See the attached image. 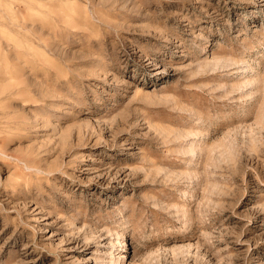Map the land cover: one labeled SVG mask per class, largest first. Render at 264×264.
Wrapping results in <instances>:
<instances>
[{
  "label": "rangeland",
  "instance_id": "374dc122",
  "mask_svg": "<svg viewBox=\"0 0 264 264\" xmlns=\"http://www.w3.org/2000/svg\"><path fill=\"white\" fill-rule=\"evenodd\" d=\"M0 264H264V0H0Z\"/></svg>",
  "mask_w": 264,
  "mask_h": 264
}]
</instances>
